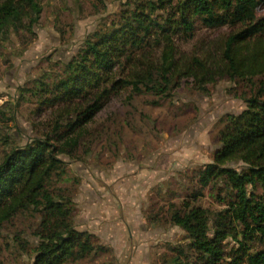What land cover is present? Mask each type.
<instances>
[{
    "label": "trees",
    "instance_id": "trees-1",
    "mask_svg": "<svg viewBox=\"0 0 264 264\" xmlns=\"http://www.w3.org/2000/svg\"><path fill=\"white\" fill-rule=\"evenodd\" d=\"M261 7L264 0H126L116 19L83 40L55 80L37 82L39 104L67 106L49 132L0 160V229L20 213L36 215L34 264H66L102 248L95 233L74 226L71 199L53 193L51 185L65 170L60 156L78 148L110 97L126 88L167 95L186 78L203 88L222 76L218 66L232 83L254 86L264 75ZM40 12L38 0H0V35L31 28ZM238 22L242 27L220 40L219 65L210 53L175 60L176 38L194 36L198 24ZM263 85L240 96L246 107L225 116L212 161L195 171L196 189L170 205L169 222L188 243L162 264H264ZM207 188L216 190L220 209L197 204Z\"/></svg>",
    "mask_w": 264,
    "mask_h": 264
},
{
    "label": "rangeland",
    "instance_id": "rangeland-1",
    "mask_svg": "<svg viewBox=\"0 0 264 264\" xmlns=\"http://www.w3.org/2000/svg\"><path fill=\"white\" fill-rule=\"evenodd\" d=\"M38 1L37 24L0 35V160L49 132L67 104H39L37 82L55 80L83 40L116 19L126 0ZM257 16H264V7ZM241 27L198 24L194 36L176 38L174 58L210 53L219 65L221 38ZM218 69L222 76L203 88L186 78L167 95L123 89L87 124L78 148L60 156L65 170L54 176L51 190L71 199L74 226L95 233L102 247L66 264H162L188 243L169 222L170 205L196 189L195 171L212 161L225 116L246 107L240 96L264 84V75L254 86L233 84ZM197 204L220 209L216 190L205 189ZM37 223L27 211L3 225L0 264H34Z\"/></svg>",
    "mask_w": 264,
    "mask_h": 264
},
{
    "label": "crops",
    "instance_id": "crops-1",
    "mask_svg": "<svg viewBox=\"0 0 264 264\" xmlns=\"http://www.w3.org/2000/svg\"><path fill=\"white\" fill-rule=\"evenodd\" d=\"M80 230V229H79ZM87 231V230H86Z\"/></svg>",
    "mask_w": 264,
    "mask_h": 264
}]
</instances>
